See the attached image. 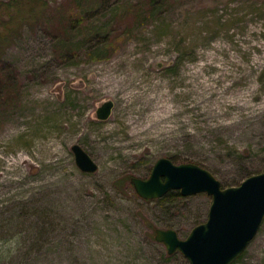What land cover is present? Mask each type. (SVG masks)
<instances>
[{
  "label": "rangeland",
  "instance_id": "rangeland-1",
  "mask_svg": "<svg viewBox=\"0 0 264 264\" xmlns=\"http://www.w3.org/2000/svg\"><path fill=\"white\" fill-rule=\"evenodd\" d=\"M32 2L0 0V264H191L156 229L185 239L213 197L131 178L162 157L223 188L264 171V0H39L26 22ZM232 264H264V222Z\"/></svg>",
  "mask_w": 264,
  "mask_h": 264
},
{
  "label": "water",
  "instance_id": "water-1",
  "mask_svg": "<svg viewBox=\"0 0 264 264\" xmlns=\"http://www.w3.org/2000/svg\"><path fill=\"white\" fill-rule=\"evenodd\" d=\"M115 107L113 100L97 109V118L107 120ZM84 172H95L98 163L80 145L72 147ZM137 193L144 199L164 197L172 190L184 196L206 192L213 197L208 220L195 226L182 239L173 228H157L156 239L170 254L181 251L191 264H232L258 234L264 222V171L246 178L239 186L223 188L212 172L194 163L176 164L162 157L149 178L132 177Z\"/></svg>",
  "mask_w": 264,
  "mask_h": 264
},
{
  "label": "trees",
  "instance_id": "trees-1",
  "mask_svg": "<svg viewBox=\"0 0 264 264\" xmlns=\"http://www.w3.org/2000/svg\"><path fill=\"white\" fill-rule=\"evenodd\" d=\"M32 3L26 5V10H22L24 20L27 22L29 19L33 18L34 16H38L40 9L43 7L42 4H39V0H31ZM11 25V24H10ZM10 25H7L4 30L0 31V41H5L10 35L14 33V27L11 28ZM2 43V42H1ZM3 45V44H2ZM183 195L178 190H173L167 193L164 197L159 198V201H171L173 199L182 197Z\"/></svg>",
  "mask_w": 264,
  "mask_h": 264
},
{
  "label": "bare ground",
  "instance_id": "bare-ground-1",
  "mask_svg": "<svg viewBox=\"0 0 264 264\" xmlns=\"http://www.w3.org/2000/svg\"><path fill=\"white\" fill-rule=\"evenodd\" d=\"M22 159H24L23 157H20V159L16 160V161H11V163L14 165V164H17L19 163ZM8 161L10 162V160L8 159Z\"/></svg>",
  "mask_w": 264,
  "mask_h": 264
}]
</instances>
